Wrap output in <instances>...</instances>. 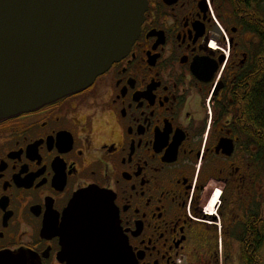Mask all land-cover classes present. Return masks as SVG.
I'll use <instances>...</instances> for the list:
<instances>
[{
	"label": "flooded vegetation",
	"instance_id": "af4514ba",
	"mask_svg": "<svg viewBox=\"0 0 264 264\" xmlns=\"http://www.w3.org/2000/svg\"><path fill=\"white\" fill-rule=\"evenodd\" d=\"M89 189L124 264H264V0H148L90 86L0 121L4 264L102 258L66 229Z\"/></svg>",
	"mask_w": 264,
	"mask_h": 264
},
{
	"label": "water",
	"instance_id": "95a60500",
	"mask_svg": "<svg viewBox=\"0 0 264 264\" xmlns=\"http://www.w3.org/2000/svg\"><path fill=\"white\" fill-rule=\"evenodd\" d=\"M147 9L148 0H0V121L90 86L130 51ZM112 210L108 195L94 189L70 203L76 223L65 221L74 243H102V258L78 261H128L110 255L118 246ZM13 260L0 256V264Z\"/></svg>",
	"mask_w": 264,
	"mask_h": 264
}]
</instances>
